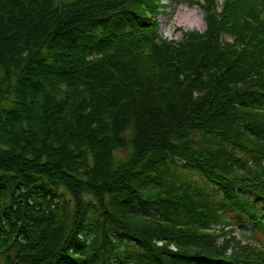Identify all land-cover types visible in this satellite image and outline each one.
I'll list each match as a JSON object with an SVG mask.
<instances>
[{"label":"trees","instance_id":"1","mask_svg":"<svg viewBox=\"0 0 264 264\" xmlns=\"http://www.w3.org/2000/svg\"><path fill=\"white\" fill-rule=\"evenodd\" d=\"M162 6L0 0L1 264H264V0Z\"/></svg>","mask_w":264,"mask_h":264},{"label":"rangeland","instance_id":"2","mask_svg":"<svg viewBox=\"0 0 264 264\" xmlns=\"http://www.w3.org/2000/svg\"><path fill=\"white\" fill-rule=\"evenodd\" d=\"M162 1L165 4H169V6L164 9L165 13L159 17V21L161 23L160 31L164 33V35L169 40L181 41L184 35L188 32H203L206 29L205 12L202 10L201 7L203 0H193L194 4H191L188 0H162ZM190 11H195L199 16H202L203 22L194 27L190 26L187 22H185L184 15ZM31 23L32 22H26L23 28L20 27V29L26 33L32 32V29L34 27H32L33 24ZM12 27H13L12 30H10V32L8 31L7 33H13V32L15 33L16 31L20 30L18 26H12ZM68 66L71 68V64H69ZM63 69L67 70V68H63ZM192 178L196 179L199 183L204 182L201 178L197 177L196 175L193 176ZM244 231L250 234V228L246 226L241 229H237L233 233V235L236 237V240L242 242L243 245L251 244V242L243 238L242 233Z\"/></svg>","mask_w":264,"mask_h":264},{"label":"bare ground","instance_id":"3","mask_svg":"<svg viewBox=\"0 0 264 264\" xmlns=\"http://www.w3.org/2000/svg\"><path fill=\"white\" fill-rule=\"evenodd\" d=\"M184 21L194 27L203 22L202 16H199L195 11H190L184 15Z\"/></svg>","mask_w":264,"mask_h":264}]
</instances>
